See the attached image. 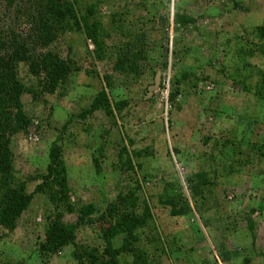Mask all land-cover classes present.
Segmentation results:
<instances>
[{
  "label": "rangeland",
  "instance_id": "374dc122",
  "mask_svg": "<svg viewBox=\"0 0 264 264\" xmlns=\"http://www.w3.org/2000/svg\"><path fill=\"white\" fill-rule=\"evenodd\" d=\"M70 1L82 15L97 7L108 35L104 61L93 59L95 48L84 34L67 33L48 50L41 49L29 22V1L0 0L2 57L11 61V41L18 40L30 55L52 52L79 70L49 95L39 94L43 78H33L27 64L18 65L19 82L37 96L23 94L31 124L11 138L10 149L16 180L27 184L30 195L43 183L50 148L62 137L72 206L77 212L93 205L94 223L77 229L76 246L46 255L40 246L58 209L47 194L34 195L15 232L0 228V264H77V247L102 250L104 239L120 248L114 221L103 217L126 194L138 200L129 209L142 214L146 203L151 210L152 221L139 231L147 264H243L246 259L264 264V57L257 51L256 33L264 27V0ZM178 12L197 25L176 33ZM140 35L145 36L147 60L139 75L121 76L113 69L117 49ZM165 60L169 66L164 70ZM155 73H161V84L150 93ZM105 77H111V88ZM179 79L173 109L169 95ZM102 90L111 105L123 102L125 108L114 112L115 119L100 111L83 119ZM123 147L129 153L150 149L154 157L138 175L125 172ZM102 153L98 171L94 159ZM202 171L209 173L214 188L197 205L200 213L172 217L171 208L161 203L166 189L171 198L184 194L195 209L188 178ZM62 217L66 224L77 222L76 213ZM218 247L230 253L227 263ZM119 264H134L133 258L122 254Z\"/></svg>",
  "mask_w": 264,
  "mask_h": 264
},
{
  "label": "trees",
  "instance_id": "16d2710c",
  "mask_svg": "<svg viewBox=\"0 0 264 264\" xmlns=\"http://www.w3.org/2000/svg\"><path fill=\"white\" fill-rule=\"evenodd\" d=\"M30 9L29 22L35 31L37 45L48 50L58 39L67 33L84 34L87 42H91L94 51L91 53L96 61H104L108 55L109 48L106 45L108 35H105L103 24L97 16L95 9L91 7L87 14L82 15L78 12L76 4L70 0H28ZM117 24V20H114ZM119 22V21H118ZM174 30H187L195 27L197 21L185 13H175L173 17ZM170 26V18L165 20V29ZM122 30V29H121ZM257 51L264 57V27L257 31ZM168 36V35H167ZM145 36L140 35L135 40L125 42L117 49V58L113 69L121 76H135L140 74L141 62H146V43ZM0 49L2 44H0ZM11 61L0 55V228L13 233L17 229L18 222L26 212L32 202L33 196L37 194L48 195L49 201L58 209V215L52 219L46 231L45 242L41 244L40 251L46 255L57 254L65 247L76 246V231L82 226L92 225V216L96 213L93 205L81 207L77 212L71 203L70 187L66 176L65 162L63 160V148L60 137L51 146L49 151V166L47 175L43 176V183L38 185L34 194L27 193V184L17 182L12 151L10 149L11 138L25 132L31 124L23 110L22 96L28 92L36 97V91L27 90L18 80V65L21 63L29 66L33 78L43 80L40 82L41 92L54 95L58 90L66 86L69 77L79 70L73 63L62 60L57 54L47 52L41 55H30L28 49L21 47L18 40L11 41ZM168 60H165L161 67L167 69ZM264 80V73H261ZM43 76V77H42ZM156 76V73L154 74ZM107 86L111 88L109 81L111 77H105ZM182 81L179 79L174 83L173 90L169 95V104L175 108L177 96L180 94ZM262 83H264L262 81ZM264 87V84H263ZM107 89V88H106ZM261 96V92L259 93ZM125 103H115L111 105L106 90H102L94 99L91 107L86 110L82 118L93 116L97 112H103L109 119H115V111L121 112ZM120 160L123 156L126 159L123 164V171L132 172L138 175L143 172L145 161L154 157V152L150 149L139 152L129 153L126 147L122 148ZM104 154L95 157L96 169L101 170V161ZM143 179H146L144 177ZM188 187L191 199L195 202V209L184 194L169 197V188L164 195L165 202L161 203L171 208L172 217L194 216V211L200 213L198 204L207 200L205 193L211 192L214 186L209 180L208 172H200L188 178ZM138 200L131 194H126L118 198L109 206L108 213L103 217V221H114V229L122 237V246L116 248L113 239H104L102 250L89 248H76L73 259L77 264H119V257L122 254L130 255L134 264H147L145 261L146 252H143L140 243L139 231L148 227L152 221L151 210L145 203L142 214L136 210L129 209L134 207ZM197 209V210H196ZM60 211V213H59ZM77 214L76 224H66L63 221L64 214ZM210 223L205 221V229L209 228ZM218 255L223 263H227L231 257L224 247H218ZM243 264H251L246 259Z\"/></svg>",
  "mask_w": 264,
  "mask_h": 264
},
{
  "label": "water",
  "instance_id": "95a60500",
  "mask_svg": "<svg viewBox=\"0 0 264 264\" xmlns=\"http://www.w3.org/2000/svg\"><path fill=\"white\" fill-rule=\"evenodd\" d=\"M161 77H162L161 73H157L154 85L149 88L150 93L157 91L159 89L161 84Z\"/></svg>",
  "mask_w": 264,
  "mask_h": 264
},
{
  "label": "built area",
  "instance_id": "2783aa9c",
  "mask_svg": "<svg viewBox=\"0 0 264 264\" xmlns=\"http://www.w3.org/2000/svg\"><path fill=\"white\" fill-rule=\"evenodd\" d=\"M168 88H169V84H168V86H167Z\"/></svg>",
  "mask_w": 264,
  "mask_h": 264
}]
</instances>
